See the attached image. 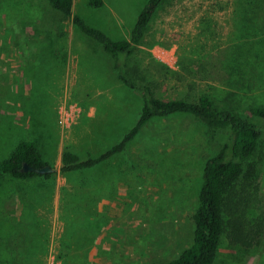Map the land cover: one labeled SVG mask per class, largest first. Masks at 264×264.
Masks as SVG:
<instances>
[{"label":"rangeland","instance_id":"374dc122","mask_svg":"<svg viewBox=\"0 0 264 264\" xmlns=\"http://www.w3.org/2000/svg\"><path fill=\"white\" fill-rule=\"evenodd\" d=\"M147 1L102 0L95 9L73 0V13L113 41L128 40ZM157 48L175 50L174 69L152 56ZM129 64L162 100L207 95L219 109L264 107V0H168ZM115 65L47 0H0V162L34 141L55 169L48 178L0 175V264H161L190 246L204 165L224 132L211 138L188 115L154 118L108 161L59 172L63 150L95 158L139 119L143 98L117 81ZM64 102L83 111L69 130L57 125ZM250 163L247 219L263 225L259 244L245 249L223 238L214 264H264V138ZM55 194L62 224L50 240L21 209L49 207Z\"/></svg>","mask_w":264,"mask_h":264},{"label":"trees","instance_id":"16d2710c","mask_svg":"<svg viewBox=\"0 0 264 264\" xmlns=\"http://www.w3.org/2000/svg\"><path fill=\"white\" fill-rule=\"evenodd\" d=\"M91 8H100L102 0H87ZM168 0H148L139 12L128 40L113 41L100 30L89 26L73 13V0H47L50 8L64 19H70L74 28L84 37L97 43L116 62V79L143 98L141 114L123 139L99 156L82 160L68 150L61 154V173H76L92 169L123 152L141 129L154 118L174 114L191 116L204 124L213 138L217 133L227 134L216 154L209 158L203 169V181L192 215V242L174 259L161 264H214L222 239L230 246L250 249L259 244L262 223L251 226L247 219L253 196L246 191L247 180L254 175L250 159L264 138V107H226L219 109L210 96L202 95L195 101L183 99L162 100L154 95L151 83L139 73L129 60L141 45L145 32L158 8ZM184 71L189 73L188 68ZM38 169L50 166L37 142H19L9 157L0 162V175L15 180L50 177L34 172H21L22 164Z\"/></svg>","mask_w":264,"mask_h":264},{"label":"built area","instance_id":"2783aa9c","mask_svg":"<svg viewBox=\"0 0 264 264\" xmlns=\"http://www.w3.org/2000/svg\"><path fill=\"white\" fill-rule=\"evenodd\" d=\"M152 56L164 66L174 69L176 65L175 50L157 48L152 51ZM83 111L76 104L71 102H64L58 107L57 111V125L61 130H69L80 119Z\"/></svg>","mask_w":264,"mask_h":264},{"label":"crops","instance_id":"0c3cea01","mask_svg":"<svg viewBox=\"0 0 264 264\" xmlns=\"http://www.w3.org/2000/svg\"><path fill=\"white\" fill-rule=\"evenodd\" d=\"M92 110H94V109L92 107H89L88 110L85 112L84 116H86L88 120L95 118L96 113L93 114ZM39 198H41V197H38V199L36 198V200H39ZM57 199H58V194H55L53 199L50 201L51 204L49 205V207L46 203L43 204V203H40V201H38L40 205L43 204L42 207H38L37 205H36L37 207H35V206L34 207H31V206L24 207V204H23V208L21 209V212H22L21 216H24V217H25V213L27 211L33 212L31 214L34 217H37L38 224L42 228V232H45L46 237H48L50 240L53 239V235H54L53 233H54V230L56 228V225L62 224V222L59 219L61 209L58 206L59 202ZM28 200H32V199H28ZM48 229L50 232L48 231ZM48 232H49V236H47ZM46 239H45V241H46Z\"/></svg>","mask_w":264,"mask_h":264},{"label":"water","instance_id":"95a60500","mask_svg":"<svg viewBox=\"0 0 264 264\" xmlns=\"http://www.w3.org/2000/svg\"><path fill=\"white\" fill-rule=\"evenodd\" d=\"M21 172H34V173H37L40 175H44V174L54 173L55 169L51 168L50 166H44L42 168L35 169V168L27 165L26 163H24V164H22Z\"/></svg>","mask_w":264,"mask_h":264}]
</instances>
